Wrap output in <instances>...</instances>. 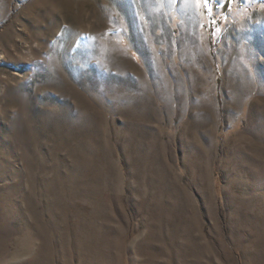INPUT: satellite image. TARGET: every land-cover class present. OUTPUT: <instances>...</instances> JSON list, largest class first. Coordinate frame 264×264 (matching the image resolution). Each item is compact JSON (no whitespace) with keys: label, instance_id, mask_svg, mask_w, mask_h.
Here are the masks:
<instances>
[{"label":"rangeland","instance_id":"1","mask_svg":"<svg viewBox=\"0 0 264 264\" xmlns=\"http://www.w3.org/2000/svg\"><path fill=\"white\" fill-rule=\"evenodd\" d=\"M0 0V264H264V0Z\"/></svg>","mask_w":264,"mask_h":264},{"label":"snow or ice","instance_id":"2","mask_svg":"<svg viewBox=\"0 0 264 264\" xmlns=\"http://www.w3.org/2000/svg\"><path fill=\"white\" fill-rule=\"evenodd\" d=\"M201 2L203 3L206 10L211 13L213 7V0H193V3H196L197 5H199Z\"/></svg>","mask_w":264,"mask_h":264},{"label":"trees","instance_id":"3","mask_svg":"<svg viewBox=\"0 0 264 264\" xmlns=\"http://www.w3.org/2000/svg\"><path fill=\"white\" fill-rule=\"evenodd\" d=\"M207 12H208V11H207ZM208 15H209V18H210V20H211V19H212V15H213V14H212V11H211V13L208 12Z\"/></svg>","mask_w":264,"mask_h":264},{"label":"bare ground","instance_id":"4","mask_svg":"<svg viewBox=\"0 0 264 264\" xmlns=\"http://www.w3.org/2000/svg\"><path fill=\"white\" fill-rule=\"evenodd\" d=\"M0 58H2V55H0Z\"/></svg>","mask_w":264,"mask_h":264}]
</instances>
